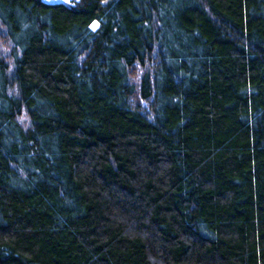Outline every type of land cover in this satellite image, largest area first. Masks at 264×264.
<instances>
[{
  "label": "trees",
  "instance_id": "trees-1",
  "mask_svg": "<svg viewBox=\"0 0 264 264\" xmlns=\"http://www.w3.org/2000/svg\"><path fill=\"white\" fill-rule=\"evenodd\" d=\"M0 264H264V0H0Z\"/></svg>",
  "mask_w": 264,
  "mask_h": 264
},
{
  "label": "rangeland",
  "instance_id": "rangeland-1",
  "mask_svg": "<svg viewBox=\"0 0 264 264\" xmlns=\"http://www.w3.org/2000/svg\"><path fill=\"white\" fill-rule=\"evenodd\" d=\"M47 2L51 3H64V4H69L71 3L72 0H46ZM96 24L94 25V28H96Z\"/></svg>",
  "mask_w": 264,
  "mask_h": 264
}]
</instances>
